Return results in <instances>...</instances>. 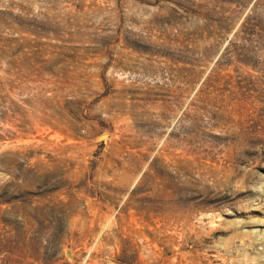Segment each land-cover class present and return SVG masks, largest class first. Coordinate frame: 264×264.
Listing matches in <instances>:
<instances>
[{"label": "rangeland", "instance_id": "rangeland-1", "mask_svg": "<svg viewBox=\"0 0 264 264\" xmlns=\"http://www.w3.org/2000/svg\"><path fill=\"white\" fill-rule=\"evenodd\" d=\"M0 264H264V0H0Z\"/></svg>", "mask_w": 264, "mask_h": 264}, {"label": "water", "instance_id": "water-1", "mask_svg": "<svg viewBox=\"0 0 264 264\" xmlns=\"http://www.w3.org/2000/svg\"><path fill=\"white\" fill-rule=\"evenodd\" d=\"M105 138H107V134H104V135L100 136L101 140H104Z\"/></svg>", "mask_w": 264, "mask_h": 264}]
</instances>
